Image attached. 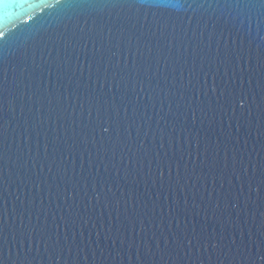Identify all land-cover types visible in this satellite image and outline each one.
<instances>
[{
    "label": "water",
    "instance_id": "water-1",
    "mask_svg": "<svg viewBox=\"0 0 264 264\" xmlns=\"http://www.w3.org/2000/svg\"><path fill=\"white\" fill-rule=\"evenodd\" d=\"M0 264H264V0H0Z\"/></svg>",
    "mask_w": 264,
    "mask_h": 264
}]
</instances>
